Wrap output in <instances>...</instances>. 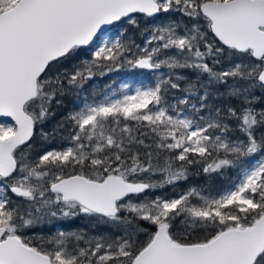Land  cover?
<instances>
[{"label": "snow or ice", "instance_id": "obj_1", "mask_svg": "<svg viewBox=\"0 0 264 264\" xmlns=\"http://www.w3.org/2000/svg\"><path fill=\"white\" fill-rule=\"evenodd\" d=\"M0 264H264V0H0Z\"/></svg>", "mask_w": 264, "mask_h": 264}, {"label": "rangeland", "instance_id": "obj_2", "mask_svg": "<svg viewBox=\"0 0 264 264\" xmlns=\"http://www.w3.org/2000/svg\"><path fill=\"white\" fill-rule=\"evenodd\" d=\"M137 38L139 39V37ZM139 75V70L135 72L122 71L120 73H114V79L117 81L116 87L122 82L132 83L133 79L139 77Z\"/></svg>", "mask_w": 264, "mask_h": 264}, {"label": "trees", "instance_id": "obj_3", "mask_svg": "<svg viewBox=\"0 0 264 264\" xmlns=\"http://www.w3.org/2000/svg\"><path fill=\"white\" fill-rule=\"evenodd\" d=\"M112 79H114V74H112ZM105 82H110V78H108V77H105V78H103V80L101 81V88L103 87V84L105 83ZM63 113H62V111H58L57 113H56V115L52 118V120L49 122L50 123V125L52 124V123H55L59 118H60V116L62 115ZM199 182H203V181H199ZM223 181H220V180H218L217 181V183H222ZM78 224H80V221H76V222H74V226L75 225H78Z\"/></svg>", "mask_w": 264, "mask_h": 264}]
</instances>
